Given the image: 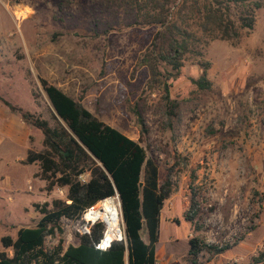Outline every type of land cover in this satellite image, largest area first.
<instances>
[{
  "label": "rangeland",
  "instance_id": "rangeland-1",
  "mask_svg": "<svg viewBox=\"0 0 264 264\" xmlns=\"http://www.w3.org/2000/svg\"><path fill=\"white\" fill-rule=\"evenodd\" d=\"M153 34L97 0H0V253L13 256L2 237L37 224L35 204L65 198L64 189L45 190L36 164L22 163L42 150L43 136L4 104L52 125L44 79L139 141L157 158L160 181L170 170L156 264H190L193 238L229 246L201 253L199 264H264L254 261L264 250V0L251 30L207 46L210 90L193 84L201 71L192 61L170 77L172 116L140 64ZM80 221L61 219L62 233L46 236L45 247L77 245Z\"/></svg>",
  "mask_w": 264,
  "mask_h": 264
},
{
  "label": "trees",
  "instance_id": "trees-1",
  "mask_svg": "<svg viewBox=\"0 0 264 264\" xmlns=\"http://www.w3.org/2000/svg\"><path fill=\"white\" fill-rule=\"evenodd\" d=\"M97 1L126 16L131 26L153 30L140 64L150 87L163 90L171 116L177 105L170 98V77L192 61L201 71L193 84L200 91L210 90V62L204 58L207 46L214 40H238L241 30L253 28L256 11L263 5V0ZM40 84L51 107L52 125L8 102L4 104L43 136L42 150L28 152L22 163L36 164L34 177L44 182L45 190L64 189L65 198L35 204L41 215L37 224L19 229L14 240L1 238L13 256L1 252L0 264H156L161 211L174 187L170 170L160 181L157 158L148 155L139 141L100 121L80 101L46 80L40 79ZM136 115L141 133H145L142 115ZM115 194L120 203L123 241L111 240L106 249H100L104 226L97 223L89 234L78 236L77 245L64 247L59 239L53 248L45 247L46 236L62 233L61 219L77 220L84 210ZM185 220L192 218L186 215ZM188 244L185 259L190 264H199L203 252L217 255L229 249L228 245L218 248L196 238ZM263 259L264 250L254 261Z\"/></svg>",
  "mask_w": 264,
  "mask_h": 264
},
{
  "label": "built area",
  "instance_id": "built-area-1",
  "mask_svg": "<svg viewBox=\"0 0 264 264\" xmlns=\"http://www.w3.org/2000/svg\"><path fill=\"white\" fill-rule=\"evenodd\" d=\"M62 194V191H59ZM110 202L117 212L115 215V223H110L108 218H106L105 214L101 212L100 207L105 203ZM97 223H102L104 226V237L99 245L100 249H106L111 240L114 241H123L124 236V229L123 223L120 215V203L118 196L115 194L112 197L106 198L96 205L86 209L83 211L81 215L80 225L78 227V232L80 234H89L90 229Z\"/></svg>",
  "mask_w": 264,
  "mask_h": 264
},
{
  "label": "bare ground",
  "instance_id": "bare-ground-1",
  "mask_svg": "<svg viewBox=\"0 0 264 264\" xmlns=\"http://www.w3.org/2000/svg\"><path fill=\"white\" fill-rule=\"evenodd\" d=\"M101 212L105 214L110 223H115V215L117 214L115 207L110 202H105L101 207Z\"/></svg>",
  "mask_w": 264,
  "mask_h": 264
},
{
  "label": "crops",
  "instance_id": "crops-1",
  "mask_svg": "<svg viewBox=\"0 0 264 264\" xmlns=\"http://www.w3.org/2000/svg\"><path fill=\"white\" fill-rule=\"evenodd\" d=\"M131 139H132V138H131ZM161 219H162V215H161ZM158 242H159V241H158ZM165 249H166V248H165ZM163 250H164V249H162V251H160V252H163ZM157 252H158V250H157ZM157 254H158V253H156V255H157Z\"/></svg>",
  "mask_w": 264,
  "mask_h": 264
}]
</instances>
